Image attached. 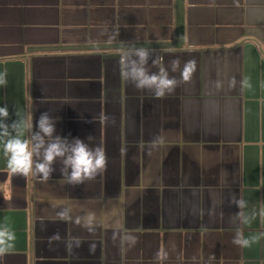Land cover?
<instances>
[{
    "label": "crops",
    "instance_id": "1",
    "mask_svg": "<svg viewBox=\"0 0 264 264\" xmlns=\"http://www.w3.org/2000/svg\"><path fill=\"white\" fill-rule=\"evenodd\" d=\"M141 46L177 79L170 62L195 60L191 81L134 88L120 57ZM4 71L8 124L48 112L108 165L74 187L57 162L43 182L12 175L0 144V225L16 235L0 264H264V0H0ZM85 213L93 232L74 222ZM237 231L260 238L240 247Z\"/></svg>",
    "mask_w": 264,
    "mask_h": 264
},
{
    "label": "clouds",
    "instance_id": "2",
    "mask_svg": "<svg viewBox=\"0 0 264 264\" xmlns=\"http://www.w3.org/2000/svg\"><path fill=\"white\" fill-rule=\"evenodd\" d=\"M119 33H117L118 35ZM153 49L147 47H129L121 51L120 57V75L121 78L132 84L138 90L152 92L156 98H163L172 94L180 83L191 81L196 71L195 60H187L180 67V60L173 59L170 62L171 72H179V79L169 73V69L160 67L158 71L149 70L148 63L152 60V65L158 64V58H153ZM247 82H242L246 84ZM8 84L7 71L0 72V87H6ZM217 88L221 83H216ZM235 86V79L230 83V87ZM9 109L7 104L0 106V144L4 157L6 158L7 168L12 175L27 177L29 175L40 178L47 182L52 178L55 171L53 167L59 162L60 169L64 179L69 185L78 186L86 181L94 180L98 175L106 171L108 157L106 149L101 145L90 146L80 138L69 140L56 134V118L50 116L48 112L41 113L35 123L30 121L15 120L8 124ZM93 121L96 122L93 116ZM93 137H89L91 141ZM239 209L246 207L247 202L239 199L232 200ZM71 208L62 207L57 216L62 221H72ZM239 217L240 213L236 214ZM264 217V211L260 213ZM255 218V214H253ZM75 223L82 224L87 231L95 230L94 216L91 213H85L83 216L75 218ZM83 222V223H82ZM245 223L249 222L245 218ZM264 235V234H262ZM117 234L114 233V239ZM260 237H244L240 231H237L232 243L240 247H249L258 242ZM61 237L59 233L53 235L50 241H58ZM16 240L15 232L7 224L0 225V255L14 247ZM122 240L134 246L137 237L134 234H126ZM73 247L79 248L81 241L74 239ZM94 244H89V251L93 252ZM161 258V254L157 253ZM163 258H166V253Z\"/></svg>",
    "mask_w": 264,
    "mask_h": 264
}]
</instances>
